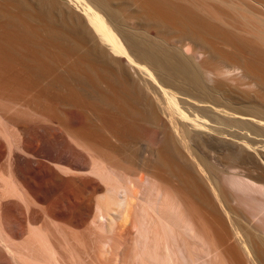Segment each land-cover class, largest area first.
Returning <instances> with one entry per match:
<instances>
[{"label":"bare ground","instance_id":"6f19581e","mask_svg":"<svg viewBox=\"0 0 264 264\" xmlns=\"http://www.w3.org/2000/svg\"><path fill=\"white\" fill-rule=\"evenodd\" d=\"M7 1L47 20L51 41L0 10V264H219L180 194V160L207 173L220 202L211 232L232 222L226 194L264 227V106L226 88L264 89L263 49L178 6L191 36L213 34L246 58L210 70L211 46L196 52L131 27L122 0ZM48 58L71 60L75 74L48 79ZM200 142L231 151L222 180ZM64 198L80 202L67 214Z\"/></svg>","mask_w":264,"mask_h":264},{"label":"rangeland","instance_id":"374dc122","mask_svg":"<svg viewBox=\"0 0 264 264\" xmlns=\"http://www.w3.org/2000/svg\"><path fill=\"white\" fill-rule=\"evenodd\" d=\"M260 4L264 5V0H122L121 13L131 27L154 33L173 46L181 47L186 40L191 41L196 46V52H205L207 45L211 46L216 54L209 57L207 68L214 70L221 65L235 64L242 60L244 61L246 58L239 55L232 48H227L213 34L197 30L198 32H193V36H191L189 33L192 30L191 23L188 19L178 16L177 7H187L200 15L209 16L212 22L217 24L226 33L231 34L233 31L232 35L234 34L239 38H247L254 46L264 50V7ZM13 7L11 2L0 0V10L5 11L9 15L16 13L18 18L26 26L33 29L41 40L46 42L51 41L49 37L51 28L48 26L47 20L43 18L37 19L34 14L35 12L30 10L13 11ZM31 18H35V20H31ZM52 43L54 46L56 45V43ZM81 45L80 51L75 56H79L82 52L92 49L95 43L88 42ZM59 46H62V44L60 43ZM190 54L188 55L190 56ZM55 62H58V64H55ZM48 63L50 66L48 69V79L62 74L65 70H72L70 65L71 60L69 59L51 60L48 58ZM70 73L72 75L75 74L72 71ZM132 76L135 80H138L134 72H132ZM231 84L226 86V88L234 91V94L238 92L243 94L246 102L257 100L259 105L264 106V89L258 86L251 88L253 84H251L250 80H246L244 86L240 83L234 85L232 82ZM257 84L259 85V83ZM136 90L144 92L145 89L140 85H136ZM150 132L149 126H142L140 135L151 141L153 138ZM198 146L201 153L209 154L210 163L213 164L212 170L222 180L226 176V172L234 166L231 151L225 148L220 153L218 151L220 149L215 144H212L214 151L201 142ZM179 164L183 167H181L182 171L180 172L181 177L179 179L181 182L179 181V184L181 183L182 186L186 185L184 186L185 188L189 184L187 188L189 190H184L179 185L180 194L187 204V212L196 220L195 224L197 227L204 230L213 242L220 247L222 256L219 257L218 263L264 264V238H260V230L264 228L263 223L253 221L251 213L238 205L239 199L236 195L231 196V194H226L221 199L222 203L226 205V211L231 216L232 222H225L223 228L220 227L221 231L218 232L221 236L216 235L213 231L211 232L210 224L215 226L219 223L216 222L218 218L213 204L219 203L220 205V202L216 199L212 189L209 188L207 173L203 174L199 169H193L184 160H180ZM79 202V200L71 202L64 198L62 204L63 212L70 213L71 208L76 206L77 203L79 204ZM235 230L239 231L238 233L245 236L248 241L255 245L257 254H249L245 251L243 245L238 241ZM194 251H196V247H193Z\"/></svg>","mask_w":264,"mask_h":264}]
</instances>
